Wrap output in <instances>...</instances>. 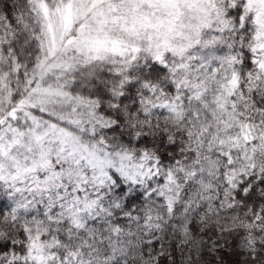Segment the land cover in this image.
Instances as JSON below:
<instances>
[{"label":"snow or ice","instance_id":"6c2138e0","mask_svg":"<svg viewBox=\"0 0 264 264\" xmlns=\"http://www.w3.org/2000/svg\"><path fill=\"white\" fill-rule=\"evenodd\" d=\"M0 264H264V0H0Z\"/></svg>","mask_w":264,"mask_h":264}]
</instances>
